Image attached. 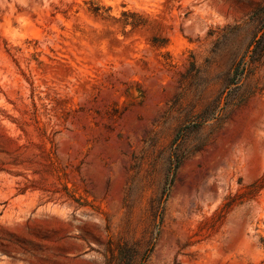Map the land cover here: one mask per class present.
Segmentation results:
<instances>
[{"label":"rangeland","instance_id":"obj_1","mask_svg":"<svg viewBox=\"0 0 264 264\" xmlns=\"http://www.w3.org/2000/svg\"><path fill=\"white\" fill-rule=\"evenodd\" d=\"M0 264H264V0H0Z\"/></svg>","mask_w":264,"mask_h":264}]
</instances>
